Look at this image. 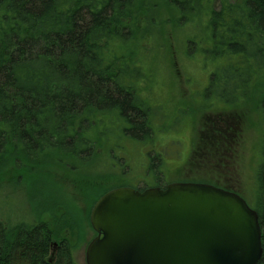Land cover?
Here are the masks:
<instances>
[{"label":"trees","instance_id":"trees-1","mask_svg":"<svg viewBox=\"0 0 264 264\" xmlns=\"http://www.w3.org/2000/svg\"><path fill=\"white\" fill-rule=\"evenodd\" d=\"M161 2L178 25L200 27L187 45L213 63L206 96L252 102L264 128V0ZM154 4L0 0V174L8 165L20 172L48 160L80 171L109 135L152 137L153 109L139 87L144 73L136 58L157 24ZM120 142L105 151L114 154ZM252 208L262 230L258 264H264V132ZM60 218L0 221V264H78L68 239L56 243ZM72 218L68 228L76 225Z\"/></svg>","mask_w":264,"mask_h":264},{"label":"rangeland","instance_id":"rangeland-1","mask_svg":"<svg viewBox=\"0 0 264 264\" xmlns=\"http://www.w3.org/2000/svg\"><path fill=\"white\" fill-rule=\"evenodd\" d=\"M151 1L157 3V24L142 40L136 62L144 73L139 87L153 109L152 137L135 142L109 135L80 171L48 160L43 168L24 166L20 172L8 165L0 174V221L14 225L61 217L56 243L68 239L78 264H86L87 247L97 236L92 209L116 187L205 183L255 204L263 159L259 114L252 102L227 104L206 96L213 63L188 52L187 45L191 35L199 37L200 27L178 25L161 0ZM119 141L117 153L105 151ZM72 216L76 225L68 228Z\"/></svg>","mask_w":264,"mask_h":264},{"label":"water","instance_id":"water-1","mask_svg":"<svg viewBox=\"0 0 264 264\" xmlns=\"http://www.w3.org/2000/svg\"><path fill=\"white\" fill-rule=\"evenodd\" d=\"M86 264H258L257 211L211 184L117 188L94 205Z\"/></svg>","mask_w":264,"mask_h":264},{"label":"flooded vegetation","instance_id":"flooded-vegetation-1","mask_svg":"<svg viewBox=\"0 0 264 264\" xmlns=\"http://www.w3.org/2000/svg\"><path fill=\"white\" fill-rule=\"evenodd\" d=\"M170 184H171V183H170ZM168 185H169V184H167V185H161V186H148V187H145V188L137 187L136 185H130V186H120V187H116V188H114V189L122 188V187H129V188H133V189H135V190H145V189H147V188H151V187H159V188H161V189H165ZM114 189H112V190H114ZM109 191H111V190H109ZM109 191H108V192H109ZM108 192H106V193H108ZM106 193H105V194H106Z\"/></svg>","mask_w":264,"mask_h":264}]
</instances>
